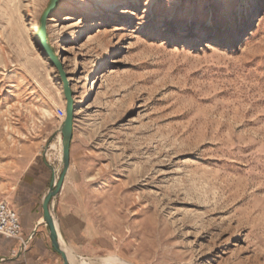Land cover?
Here are the masks:
<instances>
[{
  "label": "rangeland",
  "instance_id": "obj_1",
  "mask_svg": "<svg viewBox=\"0 0 264 264\" xmlns=\"http://www.w3.org/2000/svg\"><path fill=\"white\" fill-rule=\"evenodd\" d=\"M51 2L0 0V161L59 178ZM47 40L96 238L75 264H264V0H58Z\"/></svg>",
  "mask_w": 264,
  "mask_h": 264
},
{
  "label": "crops",
  "instance_id": "obj_2",
  "mask_svg": "<svg viewBox=\"0 0 264 264\" xmlns=\"http://www.w3.org/2000/svg\"><path fill=\"white\" fill-rule=\"evenodd\" d=\"M55 171L54 164L39 154L28 153L5 165L0 161V201L19 213L23 240L27 242L23 249L21 242L0 235V264H65L54 247L44 215L45 199L57 180ZM76 192L65 181L50 204V213L64 243L82 254L95 249L96 238L90 222L77 209ZM59 247L62 250L60 242Z\"/></svg>",
  "mask_w": 264,
  "mask_h": 264
},
{
  "label": "water",
  "instance_id": "obj_3",
  "mask_svg": "<svg viewBox=\"0 0 264 264\" xmlns=\"http://www.w3.org/2000/svg\"><path fill=\"white\" fill-rule=\"evenodd\" d=\"M58 4V0H52L50 7L48 8L47 12L45 13L43 20H42V26H41V38L43 40L45 49L49 53V55L52 57L54 60L55 64L58 66V68L61 70L63 74V79L65 83V97L67 99V104H66V119L62 122L61 125V135H62V162L64 164V171L61 174L57 180H55L53 188L49 192L48 196L45 199L44 202V215L47 224L49 225L50 228V233H51V238L54 243V247L62 254L65 264H69L67 255L64 251H62L59 247V238H58V233L56 230L55 222L54 219L50 213V204L53 201L55 197H57L60 194V191L63 187L64 180L66 173L69 168V163H70V147L71 143L73 140V135H74V122H75V116H74V102H73V97H72V89L70 88V85L64 75V72L62 70V64L60 61L56 58L54 55L48 40H47V20L51 16V14L54 12Z\"/></svg>",
  "mask_w": 264,
  "mask_h": 264
},
{
  "label": "built area",
  "instance_id": "obj_4",
  "mask_svg": "<svg viewBox=\"0 0 264 264\" xmlns=\"http://www.w3.org/2000/svg\"><path fill=\"white\" fill-rule=\"evenodd\" d=\"M57 115L61 120H65L66 109L58 108ZM0 235L7 239H14L21 242L23 249L27 247V242L23 240L22 224L19 213L11 208L5 201H0Z\"/></svg>",
  "mask_w": 264,
  "mask_h": 264
},
{
  "label": "bare ground",
  "instance_id": "obj_5",
  "mask_svg": "<svg viewBox=\"0 0 264 264\" xmlns=\"http://www.w3.org/2000/svg\"><path fill=\"white\" fill-rule=\"evenodd\" d=\"M213 9H214V8H213ZM68 50H69V49H67V51H68ZM63 121H64V120L62 119V122H63ZM60 134H61V133H60ZM61 138H62V135H61ZM62 143H63V140H62V142H61V145H62ZM55 226H56V230H57V233H58V238H59L60 246H61L62 250L66 253L67 258H68V261H69V264H75L76 259L72 256V253H71L70 248L64 243V241H63V239H62V237H61V235H60L59 229H58V227H57L56 221H55ZM86 264H88V263H86ZM93 264H94V263H93Z\"/></svg>",
  "mask_w": 264,
  "mask_h": 264
}]
</instances>
